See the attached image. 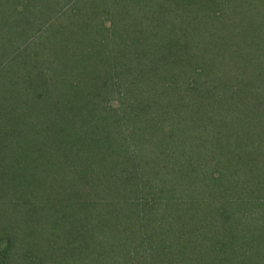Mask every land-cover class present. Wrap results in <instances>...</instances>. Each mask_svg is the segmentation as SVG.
I'll return each instance as SVG.
<instances>
[{
    "label": "trees",
    "instance_id": "obj_1",
    "mask_svg": "<svg viewBox=\"0 0 264 264\" xmlns=\"http://www.w3.org/2000/svg\"><path fill=\"white\" fill-rule=\"evenodd\" d=\"M9 1L0 0V39L11 46L4 48L0 57V87L10 81L8 84L20 91L18 97L8 96L7 88L2 91L0 138L1 143L9 138L17 144L18 153L6 154L8 167L0 168V186L4 183L0 191L4 205L0 213V264H47L52 258L43 262L37 255L46 250L55 264H207L206 260L263 264L264 252L255 257L253 248L263 240L264 201L258 196L244 199L234 191L243 175L237 162L230 164L234 169L228 177L220 170L227 161L239 156L244 159L248 150L231 140L233 129L226 128L229 134H222L219 145L214 143L215 134L208 131L213 127L206 118H213L211 124L217 118H249L247 95L240 90L246 81L242 76H247L237 62L249 39L239 40L238 31L242 21L256 18L261 26L253 36L257 43H264V0L261 4L238 1L239 6L230 9L232 17L227 23L225 9L219 7L226 0H184L188 11L198 8L190 11L191 20L201 18L190 29L191 49L179 40L190 23L185 11L166 28L160 24L161 15L151 10L155 5L162 8L161 3L147 8L146 0H114L121 6L116 16L124 18L134 33L119 44L122 38L116 35L122 32L89 31V24L75 26L67 20V5L75 10L79 3L89 6L93 0H58L54 9L50 5L54 0H44L46 8L53 11L34 26L30 24L40 20L37 10H45L31 0ZM134 11L136 25L129 19ZM141 15L155 18L150 32ZM142 24L144 27L139 26ZM19 40L28 49H17L15 41ZM233 40L241 53L229 58L233 52L227 44ZM197 41L199 45L194 43ZM157 48L161 52L156 54ZM249 48V44V51L261 47ZM227 53L229 64L217 59ZM254 57L258 58L257 53ZM251 62L257 71L250 78L261 86L264 63ZM209 71L212 75L204 80L207 83L201 82ZM190 92L194 100L188 101ZM203 96L207 104H203ZM122 105L146 108L136 117L133 135L116 128L110 140L99 133L102 124L97 126V120L111 125L112 118L119 122L128 117ZM157 106L159 112H155ZM253 106L254 115L264 113V105ZM16 108V115L8 117ZM119 110L124 111L120 114ZM244 128L243 134L248 136L249 127L246 132ZM123 139L126 141L121 142ZM35 140L38 154L33 156L29 151L34 153ZM257 143H249V147L257 148ZM55 144L59 150L54 152ZM29 167L33 173L30 182L24 183L27 190L16 185V180ZM50 169L56 171L49 173ZM69 174L70 185L64 178ZM51 175L63 181V188L53 193L42 210L39 204L32 205L42 195L41 186L33 185L31 179L40 184L47 181L46 192ZM231 179L233 184H227ZM190 181L192 192L186 189ZM15 187L19 194L15 195ZM247 207L254 208L249 217L258 220L255 224L242 221L243 216L247 218ZM31 211L38 214L36 220ZM26 212L25 220L22 214ZM39 219L51 220V233L39 232ZM247 230L250 238L240 252L236 237Z\"/></svg>",
    "mask_w": 264,
    "mask_h": 264
},
{
    "label": "rangeland",
    "instance_id": "obj_2",
    "mask_svg": "<svg viewBox=\"0 0 264 264\" xmlns=\"http://www.w3.org/2000/svg\"><path fill=\"white\" fill-rule=\"evenodd\" d=\"M79 1L82 2V1H86V0H79ZM146 1H145L146 4H148L147 8H149L152 5V3L153 4L154 3H156V4L161 3L162 8L155 5V6H153V8L151 10H154L155 13H158V15H161L160 24L164 25L166 28L170 27L171 24L173 25V22L171 21V19H175L180 12L185 11V17L187 18V20L190 23L185 25V28L189 25V27L187 28V31L184 34L186 37L184 36L183 39L180 38L179 40L181 43L188 45L186 47L191 49V45H189V43L192 41V39L188 38L189 35L191 36L190 29H192V24L194 22L201 20V18H196L194 20V22L191 20V15H192L191 12L192 11L196 12L198 9L197 6H193V8L190 9V11H191L190 12V11H188V8H186V1H184V0H170L171 2L169 0H166V1L165 0H146ZM223 1L224 0H220L219 3L223 2ZM234 1L236 2V5L234 4ZM238 1H241V0H232L229 2H228V0H226L225 3L222 4L223 6H219L220 8L225 9L224 19L226 20L225 21L226 23L228 22L229 18L232 17L233 11H230V9L233 10L234 7L237 8L239 6V5L237 6ZM246 1H249V0H246ZM252 1H254L256 4H258V3L261 4L262 0H252ZM5 2H6V0H5ZM31 2L32 3L34 2L35 6L38 9H40V7H41L45 10V11L41 10V12L37 10V13L39 15L40 20H36L30 24V26H34V25H38L41 21H43L44 19L48 18L51 15L55 5L59 1L54 0L53 2L50 3V5H51V7H53V9H47L46 8V1H44V0H31ZM62 4H64V2H62L61 5ZM78 5L79 6H77V8L75 10L70 9L71 4L67 5L68 6L67 7L68 12H66L67 17H68L67 20L70 21L71 24H74L75 26H79V25L84 26L85 24L88 26V24H89L90 28H88V30L90 29L92 31H94V29H98V31H100L101 29L102 30L105 29L106 31L108 30V32H111V31L122 32V33H118L116 35L117 39L122 38L120 40L119 44L124 43L125 40L130 39L129 37H134V35H133L134 33H132L133 30L127 25L126 20L124 18L120 19L116 16V12H118L120 10L121 6H119L118 3H116L114 0H112V1H110V0H93V2L90 1L89 6L88 5L86 6L85 4H83V6H80V3ZM252 5H254V3L250 4V7H248V8L251 9ZM6 6H7V4H5L3 7H6ZM0 9H1V7H0ZM63 9H65V8H63ZM104 10L105 11L107 10L106 14L104 13ZM149 13L150 12H148V14ZM129 16H130V18H129L130 21H132L134 23H135V20L138 19L137 18L138 15L135 11L132 15L129 13ZM141 19H142V22L144 24H147V26L145 27L148 30L147 32H150L154 28L153 27L154 23H156L155 18L154 17H148V16H142ZM183 20H184V18H183ZM240 20H242V18H240L239 21ZM247 20L248 21H242L243 24L240 25V29L238 31L240 34V35H238L239 40L241 38H248L249 39V42L247 44H245V47H244L246 49L248 48L249 44H250L249 49L261 47L260 49L250 50V51L245 49L244 53H242V55H241L243 57L237 59L238 65L242 69L241 70L242 73L244 75L246 74V76H247V78L245 76H242L246 81H245V86L244 85L240 86V88H242L240 90L243 94L247 95L246 105H247L248 111H250V115H248L249 118H217L215 124H211V123H213V118H206V123L210 124L209 126L213 127L211 129H209L208 131H210L211 134L212 133L215 134V135L213 134L215 137L212 136V138L215 140L214 143L217 142L219 145V143L223 139L222 134L225 135L227 133L226 128H228L230 130H232V129L234 130V132L232 134L231 133L230 134L227 133V134L232 136L231 140L237 145V147L241 148V149H243V147L247 148L246 150H248V151H244V153H243L244 159H242V157L239 156L237 158H234L233 160H230L229 162L227 161V163H223L221 165L220 170H221L222 174L226 175L225 177H228L227 175L231 172L232 169H234V166L230 167V164L237 162L236 167H238L240 170L239 174H241V172H243V175L239 177V180H238L239 182H238V186L236 187V189L233 187L234 191L235 192L237 191V193H240L239 196H243L244 199L247 197H257L258 196L260 202H263L264 201V130L262 129L261 126L264 127V117H263L264 113H260L259 115H254L253 107L256 108V106H253V105H264V83H260L259 85H261V86H257L258 84L253 83L255 81L253 78H250V75L252 73L255 74L257 71V69H256L257 67L253 66L251 61H255V62L263 61V63H264V56L261 58V55L264 54V43H261V44L257 43V42H259L258 38L253 36V33L255 31L257 32V30H259V28L261 26L258 24L260 22L256 21V18L250 19V17ZM64 21H66V20H64ZM135 25H136V23H135ZM27 26H28V29H27V33H28L30 27H29V25H27ZM139 26L144 27L143 24L139 25ZM125 28H127V30H125ZM74 30H75L74 31V33H75L77 28L75 27ZM154 31H155V29H154ZM79 32H81V31L78 30L77 34H79ZM92 33L93 32H91L90 34L94 37V35ZM138 33H140V32L138 31ZM138 35L140 38L141 34H138ZM144 36H146V34H144ZM147 37H150V36H147ZM116 38H113V39L116 40ZM123 39H124V41H123ZM194 39H196V38H194ZM261 39L263 40L264 38H261ZM223 41H224V39H223ZM202 42H203V40H202ZM158 43H160L159 40H158ZM194 43H197V45H199V41L194 42ZM235 44H236L235 41L227 44V46H229L231 51L233 52V57H229V58L238 57L239 53H241V51H236V45ZM11 45H14V44H11ZM160 45H161V43H160ZM231 45H232V47H231ZM15 46H17L16 47L17 49L20 47L21 48L26 47L28 49V46L24 42L22 43L20 40L15 41ZM4 48L9 50L11 48L10 42H8L4 38H1L0 39V57L3 56ZM199 49H201V48H199ZM199 49H194V50H199ZM106 51H108V48H106ZM105 52H103V53H105ZM157 52H161V49L157 48L156 54H157ZM245 52H249V53L245 54ZM255 53H257V55H258L257 59H255V57H254ZM9 54H10V52H9ZM9 54H7V57L9 56ZM246 55H248V57L250 59H252L253 57L254 58L252 60H249V58L246 59ZM208 56L209 55L206 54V58ZM227 56H228V53L226 55L224 54L223 56H219V58H217V59H220L221 61H223V59H224L225 63L229 64V61H228L229 58ZM7 57H6V59H7ZM93 58H94V60H96V57H93ZM106 58L108 59L107 56H106ZM6 59L3 62H5ZM230 61H231V64L235 63V61L232 59H230ZM226 64H225V66H226ZM261 73H263V72H261ZM211 75H212V71H209L207 73V75L200 81L203 83H207L204 80L209 79L208 77ZM0 80H1V78H0ZM4 81H3V83H4ZM200 81H199V88L201 89V82ZM9 82L5 83L6 87H4V86L0 87V101L2 100V91L5 90L6 88H7V95L8 96L12 95V97H18V95H19L20 90L17 89L16 86H10V84H8ZM80 88H82L83 91L86 90V86H83ZM191 92L188 93V95H187L188 101L194 100L193 99L194 97H192L193 93H191ZM194 94H196V93H194ZM201 96L202 95H199V97H201ZM100 97L101 96L98 95V98H100ZM202 101H203V104H207L206 96L204 97V99ZM192 103H193V101H192ZM111 104H116V103L112 102ZM121 108L122 109L125 108V111L128 112V114H127L128 117L121 118V121H119V122L115 121V119L112 118L111 119V125L107 124L106 122H101L100 120H97L98 118H93L94 119L93 121L97 120V123H99V124H97V126L102 124V127L100 126L101 129L99 130V133L101 135L106 136V137H109V138L111 137L110 140L113 139L112 136H113V133L116 132V128L118 129L117 130L118 132H124L127 134H132L133 133L132 126L134 125V123L138 119L136 117H138L139 115L142 114V112L146 108V105H143V106L135 105L133 108L131 106H128V105L127 106L122 105ZM46 109H48V108H46ZM135 109H137V110H135ZM17 111H19L17 108L13 109V111L10 110V112L7 116L8 117L10 115L15 116L16 115L15 113ZM123 111L124 110H119L118 113L121 114ZM155 112H159L158 106L156 107ZM262 112H264V111H262ZM169 114H170V112H169ZM166 115H167V113H166ZM239 116L240 115L238 114V117ZM257 116L263 117V118H257ZM175 118H178V117H175ZM200 120L203 121L204 118H200ZM245 125H246V127L244 128ZM113 127H114V129H113ZM248 127H249L250 133L248 136H245L243 134V128L245 131L246 128H248ZM101 130H102V132H101ZM125 141H126V139L121 140V142H125ZM256 142H258L257 144L259 145L257 148L254 146L249 147V143L255 144ZM22 143H23V146L25 148L26 143L24 141H22ZM35 144H36V146H35ZM56 145L57 144L54 145V148L52 147V151H54V152H55V150H59V148H56ZM117 145H118V143H117ZM32 146H33V148H35L34 153L29 151L28 148H26V149L33 156H36L38 154V150H37L38 141L35 140L33 142ZM8 147H11V150H9ZM198 147L203 148L202 144H199ZM15 152L18 153L17 144H15L12 140H9V138L4 139L3 142L1 143V138H0V168H7L8 167V162H10V160H8L9 158H8V155H6V154L11 153L13 155ZM55 162H56V160L52 161V163H55ZM244 162H245V165H244ZM60 163H62V161ZM31 168L32 167H29L28 172L23 170L24 172L20 173V175L18 177L19 180L18 181L16 180V185L22 186L23 188L27 189V185L24 183L30 182L29 176L32 175V173H33V172H31ZM67 170L70 171L69 169H67ZM55 171H56L55 169H50L49 173H54ZM51 178H52V181H51L49 187L47 188L46 192L44 189V185L47 183V181L42 180L41 184H40L38 182H33V180L31 179V183L33 185L41 186L40 195H42V199H38L37 202L32 203V205H35V207H38L37 204H39L40 205L39 207L42 210L46 207L47 204H49L50 200L53 199V196H52L53 193L55 191L58 192L61 188H63L62 187L63 181L59 180L56 175H51ZM64 178H67L66 181H68V184L70 185L71 184L70 180L72 178V175L69 174ZM242 178H245V180L242 181ZM250 180H251V182H250ZM184 181H186V180H184ZM231 181H232V179L229 180V183H227V184H229V185L233 184V183H231ZM3 184H1L2 186H0V191H3ZM192 185H193V182L188 183L187 187H186V189L191 190L190 192H192V190L194 189ZM197 185L195 186V188L197 187ZM13 191H15V195L19 194V192H20V190L17 189L16 187ZM178 192H181V191L178 190ZM181 194H182V192H181ZM27 207L31 209V207H29V206H27ZM3 208H4V205H2V202L0 200V213L2 212V210H4ZM24 208L26 209V207H24ZM32 208H34V207H32ZM40 208H38L39 212L41 211ZM246 211H248V213L246 214L247 218H245L243 215H241V217L243 216V218H244V219H242L244 224H248V222L250 224H255L256 222H258V220L253 219L252 216L249 217V213L254 212V208L249 207ZM31 212H32V215H34L33 219L36 220V218L38 217L37 216L38 214H36L33 211H31ZM22 215H24L25 220L28 219V213L27 212L23 213ZM39 220H40V222L37 224V227L40 230L39 232L44 234V235H48L50 232V228H51V220L49 222L45 219H39ZM249 238H250V234H249L248 230L245 233H240L239 236L236 237L237 247L240 250V252L244 250ZM21 240H23V242H25V240L23 238ZM23 245L27 247V241L25 243H23ZM249 250H251V247H249ZM240 252H238V255H240ZM261 252H264V231H263L262 242L258 246H255L253 248V253H254L255 257L257 256V254H259ZM37 255L39 256V258L43 259V262H44V260L46 262L47 260H49L51 258L52 259L50 262L54 261L53 257L49 256L50 252L48 250L41 251V253L37 254ZM55 260H57L56 257H55ZM50 262H48L47 264H49ZM205 262L207 264H210L211 262L213 264H218V262H215L214 260L213 261L206 260ZM53 264H55V262H53ZM263 264H264V258H263Z\"/></svg>",
    "mask_w": 264,
    "mask_h": 264
}]
</instances>
